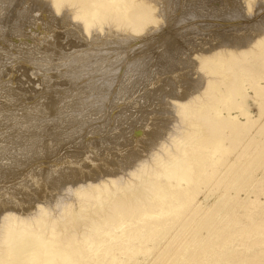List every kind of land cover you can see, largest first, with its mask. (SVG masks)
<instances>
[{"label":"rangeland","instance_id":"1","mask_svg":"<svg viewBox=\"0 0 264 264\" xmlns=\"http://www.w3.org/2000/svg\"><path fill=\"white\" fill-rule=\"evenodd\" d=\"M150 1L157 18L133 34L106 27L83 33L68 22V2L57 9L52 0H0V212L50 206L64 185L123 171L163 140L174 148L169 135L180 136L184 123L173 103L203 86L199 57L239 49L264 22V0ZM244 84L250 121L264 120L255 90ZM239 112L232 110L244 130L224 133L232 145L225 155L231 164L220 166L224 188L217 178L199 185L202 206H215L187 236L193 257L166 261L188 232L158 218L133 224L153 250L133 249L121 264H264V130ZM210 188L224 196L218 201L212 191L205 199ZM74 198L64 196L69 206Z\"/></svg>","mask_w":264,"mask_h":264},{"label":"bare ground","instance_id":"2","mask_svg":"<svg viewBox=\"0 0 264 264\" xmlns=\"http://www.w3.org/2000/svg\"><path fill=\"white\" fill-rule=\"evenodd\" d=\"M250 1L244 0L247 4ZM65 2H68V22L76 21L83 33L93 32L94 27L106 32V27L109 31L128 30L137 34L157 18L156 5L150 0H52L57 9ZM252 34L239 49L218 48L199 57L206 72L203 86L173 103L184 123L180 136L178 132L175 136L173 131L168 136L174 148H168L163 140L156 151L123 171L74 187L64 185L48 201L50 206L38 201L27 212H18L12 206L2 209L0 264H100L105 262L104 258L109 263L121 264L127 262L126 255L134 253L133 249L153 250L143 240V234L134 231L133 224L150 225L157 223L158 218L172 221L175 233L185 229L188 232L171 254H167L166 261L193 257L192 248H188L193 242L188 237L204 223L215 206H202L199 185L217 178L224 188L225 184L221 183L226 178L221 176L226 174L220 166L226 168L231 164L225 155L232 148L225 144L224 133L244 130L245 123L232 110L238 108L241 115L249 118L247 122L257 123L260 132L264 130V120L250 121V112L245 108L248 94L244 84L249 81L260 112L264 113V22ZM246 140L255 142L251 136ZM260 144L256 142L254 150H259ZM160 148L167 151L166 157L159 154ZM152 158L156 161L153 166L149 165ZM208 191L205 199L213 190ZM221 191L212 193L218 201L224 196ZM65 193L74 195L76 202L70 203L78 206V210L72 207L75 205L69 206ZM139 213L141 216L137 218ZM126 234L129 244L123 246L121 241ZM136 239L139 240L135 245ZM161 257L156 259L160 261Z\"/></svg>","mask_w":264,"mask_h":264}]
</instances>
